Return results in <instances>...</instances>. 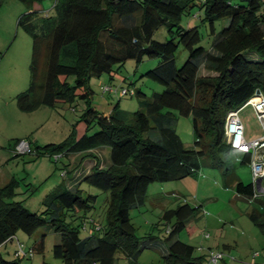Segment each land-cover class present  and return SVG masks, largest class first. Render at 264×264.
I'll return each instance as SVG.
<instances>
[{
    "label": "trees",
    "instance_id": "trees-1",
    "mask_svg": "<svg viewBox=\"0 0 264 264\" xmlns=\"http://www.w3.org/2000/svg\"><path fill=\"white\" fill-rule=\"evenodd\" d=\"M18 1L26 5L28 13L20 16L17 25L32 38L30 81L15 96L18 110L30 113L40 107L67 105L74 113L79 111L67 142L39 146L25 139L29 154L34 159L51 158L63 153L66 145L64 155L72 152L85 157L107 148L109 164L101 167L97 161L89 169L77 166L70 186L52 189L40 213L10 199L12 183L0 188V246L17 231L31 236L47 227L60 237L52 256L62 264H114L117 253L128 264H136L142 250L160 244L151 232L142 238L136 235L130 210L144 203L151 183L192 175L202 159L223 170L226 188L232 187L249 200L252 183H242L224 166L221 154L231 150L224 140L226 114L253 98L256 90L264 95V0H54L53 15L42 18L35 15L42 11L43 0ZM194 8L209 27L212 41L208 49L198 46L197 26H181L182 17ZM219 20L225 24L216 32L214 24ZM161 25L167 26L165 42L153 39ZM179 45L188 56L177 69ZM143 57L158 63L142 77L164 88L146 103V112L135 111L127 117L118 112L117 105L108 113L96 110L91 105L90 78L110 74L127 59L139 63ZM201 67L215 76L200 77ZM125 90L124 95L131 89ZM133 95L142 94L133 90ZM78 102L83 105L80 110ZM180 116L191 117L193 149L183 146L171 126ZM92 128L97 131L89 134ZM151 129H158L160 142L144 136ZM20 140L24 139L13 141V152ZM239 163L248 164L249 156L241 155ZM81 185L106 194L100 222L91 215L97 195L83 196ZM256 200L258 207L250 210L248 218L264 236V197ZM199 209L183 202L162 211L161 221L153 227L163 226V264H205L206 256H195V248L178 238ZM80 227L86 231L84 236H80ZM43 241L42 236L36 247L39 251ZM29 250L33 252V248ZM225 255L219 264L232 259ZM0 264L16 262L0 255Z\"/></svg>",
    "mask_w": 264,
    "mask_h": 264
},
{
    "label": "rangeland",
    "instance_id": "rangeland-1",
    "mask_svg": "<svg viewBox=\"0 0 264 264\" xmlns=\"http://www.w3.org/2000/svg\"><path fill=\"white\" fill-rule=\"evenodd\" d=\"M53 4L54 0H43L42 11L36 13L35 18H42L46 14L53 15ZM26 13L28 11L24 3L18 0H0V188L12 183L14 194L10 199L21 202L22 206L32 213H40L44 209L43 201L52 189L61 185L65 188L70 186L77 166L82 165L83 168L89 169L99 161V166L106 167L109 164V150L104 148L103 151L92 152L94 156L84 157V154L72 152L64 155L67 150L65 145L63 153H57L60 157L55 163L53 156L48 158L44 155L34 159L32 154L15 155L13 149L11 150L10 146H13L15 139H26L39 146L67 142L71 134V123L79 114V111L74 113L67 105H57L55 108L40 107L30 113L18 110L15 96L26 90L30 81L32 38L17 25L20 16ZM197 13V17H193ZM200 18L201 13L194 8L190 15L182 17L181 26L185 29L197 26L200 36L198 46L208 49L212 37L208 25L201 22ZM224 24L223 20L215 22L216 32L220 31ZM168 38L166 25H161L154 31L153 39L165 42ZM187 56L188 52L179 45L175 54L177 69L182 66ZM157 63V59L145 57L139 63L135 59H127L122 66L115 65L110 74L90 78L88 85L93 91L91 105L100 113H108L116 105L118 112L127 117L135 111L145 113L146 103L152 102L153 96L164 89L147 77H142ZM198 75L212 77L215 73L201 67ZM108 87L110 89H104ZM128 88L142 95H123L121 90ZM82 106V103L78 102L76 108L80 110ZM239 117L245 131L251 134V138H246L248 141L263 135L262 125L250 106L242 108ZM150 125L154 126L152 120ZM171 126L183 146L193 149L191 117H177ZM96 131L97 128H92L89 134ZM144 136L159 142L162 138L158 129H151ZM221 156L224 166L234 172L242 183L250 182L249 165L239 163L241 154L230 150ZM81 190L83 196L97 195L91 215L96 222H100L106 194L86 185H81ZM183 202L193 207L200 206L198 212L187 221V227L178 235L179 240L195 248V256L208 252L203 249L206 245H209L212 251H224V246H229L233 252L231 258L235 259L228 260L226 264H241L247 252L259 251V248L264 247V236L248 218L250 210L258 207L257 200L249 202L248 198L238 195L232 187L226 188L223 170L211 165L208 159H202L199 169L192 175L176 181L151 183L147 188L144 203L130 210L136 235L142 238L151 232L161 245L142 250L137 256L136 264H163L159 253L164 245L163 226L159 225L158 229L153 226L161 221L162 211L173 209ZM77 223L78 221L75 222ZM85 232L80 227V236H84ZM204 234H208L209 238L204 239ZM42 236L43 250L39 251L36 247ZM59 240V235L47 227L39 228L31 236L17 231L11 241L0 246V255L5 261H15L16 264H62L61 260L52 256V247ZM18 243L23 245V251L26 253L23 258L14 255ZM30 248H33L31 258ZM114 264H128V261L122 254L117 253Z\"/></svg>",
    "mask_w": 264,
    "mask_h": 264
},
{
    "label": "built area",
    "instance_id": "built-area-1",
    "mask_svg": "<svg viewBox=\"0 0 264 264\" xmlns=\"http://www.w3.org/2000/svg\"><path fill=\"white\" fill-rule=\"evenodd\" d=\"M104 89H110L104 88ZM126 92L125 89L121 90V93L124 95ZM130 95H133V90L129 91ZM250 106L257 118L261 123L263 128V135L255 140L248 141L244 136V128L242 121L239 117V111L246 107ZM224 140L230 149L234 152H237L241 155L247 154L249 156V167H250V176L252 182V196L249 198V202H253L259 197H264V95L259 93L251 99H249L244 105H242L237 110H231L226 114L225 123H224ZM31 148L29 143L26 140H20L14 147V153L17 154H27L30 153ZM54 160H58L59 155H53ZM261 180L260 187H256L257 180ZM204 239H208V234H204ZM257 252L252 254L253 257L257 256ZM15 255L22 257L25 255L23 251V245L18 243ZM29 256L32 257V253H29ZM226 255L221 251H212L208 250L205 264H219L224 260ZM245 264H254V263H245Z\"/></svg>",
    "mask_w": 264,
    "mask_h": 264
},
{
    "label": "crops",
    "instance_id": "crops-1",
    "mask_svg": "<svg viewBox=\"0 0 264 264\" xmlns=\"http://www.w3.org/2000/svg\"><path fill=\"white\" fill-rule=\"evenodd\" d=\"M244 136H245V138H251V134L250 133H248V132H246L245 131V129H244ZM262 136V135H261ZM29 141V140H28ZM29 142H31V141H29ZM31 143H34V144H36L35 142H31ZM37 145V144H36ZM11 147V150L13 149V147L12 146H10ZM104 149H102V150H99V151H97V152H100V151H103ZM91 152H95V151H91ZM240 158H241V156H240ZM239 158V159H240ZM246 165H248V164H246ZM248 174H249V172H248ZM237 176V175H236ZM238 177V176H237ZM249 177H250V174H249ZM239 178V177H238ZM240 180V179H239ZM250 182H251V177H250ZM158 247H161V245H159ZM206 248H203V249H206V250H211L210 249V247H209V245H206L205 246ZM166 245L164 244V245H162V248H160V249H162L161 250V252H159L160 253V256H161V253L162 254H165V251H166ZM218 251V250H217ZM220 251H222V250H220ZM223 252H225V253H227V254H229L230 256H232L233 255V252H231V248L229 247V246H224V251ZM254 252H257L258 254H257V256H255V257H253L252 256V254L254 253ZM202 255H204V256H207V252L205 251ZM238 257V256H237ZM235 259V258H234ZM243 259V261H241L240 263L241 264H245V263H249V262H255L256 264H264V247H261V248H259V251L258 250H251L250 252H247V254H246V256H244V258H242ZM231 260H233V258L231 259ZM228 261H225L224 263H222V264H226Z\"/></svg>",
    "mask_w": 264,
    "mask_h": 264
},
{
    "label": "water",
    "instance_id": "water-1",
    "mask_svg": "<svg viewBox=\"0 0 264 264\" xmlns=\"http://www.w3.org/2000/svg\"><path fill=\"white\" fill-rule=\"evenodd\" d=\"M260 93L259 90H256L255 94L258 95ZM260 183H261V180L258 179L257 182H256V187H259L260 186Z\"/></svg>",
    "mask_w": 264,
    "mask_h": 264
},
{
    "label": "clouds",
    "instance_id": "clouds-1",
    "mask_svg": "<svg viewBox=\"0 0 264 264\" xmlns=\"http://www.w3.org/2000/svg\"><path fill=\"white\" fill-rule=\"evenodd\" d=\"M248 165H249V163H248ZM252 183V182H251ZM260 185H261V183H260ZM260 187V186H259Z\"/></svg>",
    "mask_w": 264,
    "mask_h": 264
}]
</instances>
